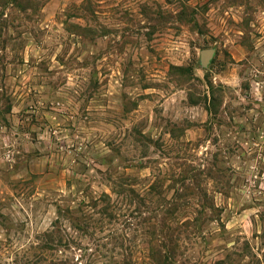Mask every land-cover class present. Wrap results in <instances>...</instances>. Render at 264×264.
I'll use <instances>...</instances> for the list:
<instances>
[{
  "label": "rangeland",
  "instance_id": "374dc122",
  "mask_svg": "<svg viewBox=\"0 0 264 264\" xmlns=\"http://www.w3.org/2000/svg\"><path fill=\"white\" fill-rule=\"evenodd\" d=\"M0 264H264V0H0Z\"/></svg>",
  "mask_w": 264,
  "mask_h": 264
},
{
  "label": "water",
  "instance_id": "95a60500",
  "mask_svg": "<svg viewBox=\"0 0 264 264\" xmlns=\"http://www.w3.org/2000/svg\"><path fill=\"white\" fill-rule=\"evenodd\" d=\"M214 51L212 49H206L201 51V61L204 65L208 64L213 56Z\"/></svg>",
  "mask_w": 264,
  "mask_h": 264
},
{
  "label": "crops",
  "instance_id": "0c3cea01",
  "mask_svg": "<svg viewBox=\"0 0 264 264\" xmlns=\"http://www.w3.org/2000/svg\"><path fill=\"white\" fill-rule=\"evenodd\" d=\"M248 121V120H247ZM249 124L252 123L251 121L248 122Z\"/></svg>",
  "mask_w": 264,
  "mask_h": 264
}]
</instances>
